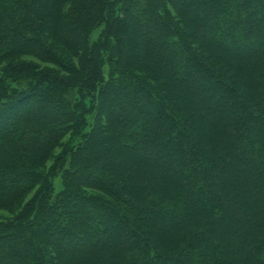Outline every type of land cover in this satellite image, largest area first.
Wrapping results in <instances>:
<instances>
[{
	"label": "trees",
	"instance_id": "1",
	"mask_svg": "<svg viewBox=\"0 0 264 264\" xmlns=\"http://www.w3.org/2000/svg\"><path fill=\"white\" fill-rule=\"evenodd\" d=\"M0 264H264V0H0Z\"/></svg>",
	"mask_w": 264,
	"mask_h": 264
}]
</instances>
